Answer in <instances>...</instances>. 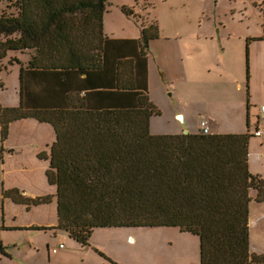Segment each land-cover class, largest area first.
I'll list each match as a JSON object with an SVG mask.
<instances>
[{
  "label": "trees",
  "instance_id": "1",
  "mask_svg": "<svg viewBox=\"0 0 264 264\" xmlns=\"http://www.w3.org/2000/svg\"><path fill=\"white\" fill-rule=\"evenodd\" d=\"M107 2L7 0L0 11V59L8 50L35 51L20 69L19 103L0 102L1 139L23 117L54 126L46 175L56 185L57 226L82 244L97 226H177L199 236L200 264H264V253L250 249V189L264 200V177L249 168L251 134L152 133L150 117L161 110L146 93L138 59L144 64L158 26L143 25L137 39L110 38L104 33ZM117 40L136 42V52L118 54L124 46ZM246 53L249 95L248 45ZM112 65L114 85L97 84ZM80 81L128 103L95 106L87 90L80 94ZM4 195L27 204L51 199L18 188ZM0 252L6 253L1 239Z\"/></svg>",
  "mask_w": 264,
  "mask_h": 264
},
{
  "label": "crops",
  "instance_id": "2",
  "mask_svg": "<svg viewBox=\"0 0 264 264\" xmlns=\"http://www.w3.org/2000/svg\"><path fill=\"white\" fill-rule=\"evenodd\" d=\"M134 1L135 6H138L141 2L145 3L146 14L144 20L149 15V21L141 22L137 29L139 32L130 34L114 27L110 20V15L117 13V18L123 17L124 19L130 20V18H133L134 12L133 14H127L122 7H132L134 10L135 6H130V3L133 4ZM153 1L108 0L103 17L104 33L114 39H137L141 37L143 25H148L151 22L157 24L159 34L149 39L144 64L141 58L138 59L140 68L142 67L144 70L145 67L146 93L150 100L160 108V113L168 110L174 116L181 115L184 118L185 126L175 129V126L170 125V127L161 129L152 122L153 118L159 115V113L151 115L150 129L153 133H161L163 131L179 133L183 132V128L188 127V131L200 132L201 128L199 126L198 128L194 127L193 122L198 120V118L204 120L205 114L198 110L188 108L189 106H193V101L195 100L190 93L195 90H201L210 81H217L228 85L234 84L240 91L236 101H238V104L243 103L245 95L247 94V53L245 52L244 54L243 46L246 50L247 45L250 55V90L253 91L251 55L252 59L255 58L254 44L264 42V0H250L251 4H258L260 7L259 11L261 14L263 13V20L262 18L260 19L258 29L254 28V31L247 30V26L243 22L240 23L244 24V27L238 28L221 19L220 12L225 10V8L228 12L230 10L234 11L240 6L237 4L238 2L236 3V8L235 6L232 7L233 5L228 0L226 3L227 7L225 4L220 3L221 5H225V8L219 11L218 2L221 0H155L157 6L159 4L160 12L162 13L159 16H153L152 13L156 9ZM236 1L233 0V3L235 4ZM184 2H186L187 7H185ZM6 4L7 2L4 1L0 5V11L6 7ZM145 9L143 10L145 11ZM242 17H240V20H242ZM135 22L138 23L136 20ZM248 38L250 39L248 40ZM117 41H119L117 43L124 46L123 50L119 51L118 54L130 56L136 52V42L130 43L128 40ZM232 43L236 45L232 46ZM203 46H206L213 53L209 59L211 63L205 69L204 76L201 77L198 74L197 66L193 63V59L199 55V49ZM25 50L29 49L8 50L4 58L8 56L9 51H20L22 55L26 56V60L21 59V66L26 67L34 52L32 49L27 54ZM4 58L0 59V61ZM114 58L113 56L111 60H115ZM261 65L260 80L263 88L261 98L264 100V62ZM111 69L112 71L109 75L106 73L98 74L104 80L102 83L97 84H104L106 86L114 85V65L111 66ZM18 80L20 81L19 76ZM78 83L82 84L81 87L76 86L79 89L82 88L80 94L83 95L87 90L90 101L95 106H112L128 103L125 100L126 97L116 95L119 99L107 94L105 91H91L90 88L92 85H89V83L81 81ZM143 83L144 79L139 77V84L142 85ZM222 86L224 88V85ZM228 87L224 89L229 90ZM96 89H100V87H96ZM18 90L20 91V84ZM19 91L18 99L15 103L2 104H18L20 101ZM183 91L188 94L187 99L184 101L182 100ZM209 100H207L208 103ZM30 104L36 105V103L32 102ZM229 104L231 102L227 103V105ZM260 104H264V102ZM258 119L259 121L256 125H264V114H260ZM260 121L261 123L259 124ZM198 123L199 121L197 125ZM212 132L219 131L214 130ZM55 139L56 132L54 126L48 121H41L35 117H23L12 121L9 124L7 136L4 139L0 137V239L4 244H15L17 241H20L21 245L25 242L36 243L37 252L41 250V246L42 248L44 247L43 239L48 240L45 242L48 251V260L44 264H63L50 260L49 248L53 239L59 240L63 235L70 237L78 243L77 245L81 250L82 259L86 258L88 254L93 258L92 264H112V261L106 256L94 252L92 250L93 246H98L102 250L105 249L108 252V255H106L113 260L115 259L123 264H130V230L127 227L158 226H97L92 229L88 244H82L70 236L67 230L58 227L56 185L50 183L46 175V169L50 163V147ZM248 159L250 170L264 177V168L262 167L264 165V150L253 149L252 151L250 140ZM9 188H18L24 195L29 197L50 194L51 199L48 202L39 204L15 202L10 196L4 195V190ZM256 192L257 190L255 188L250 189V249L254 252L264 253V200H256ZM97 229H100L98 231L103 234L102 239L99 242L91 243L90 239L92 234ZM179 230L187 234L197 235L189 231ZM160 234L161 232H158V234L150 233L147 236L149 241H153L152 245L156 248L154 255L158 259L161 258V248L165 245L160 240ZM60 243H63L64 246L58 248L57 251L66 247V244L62 240L59 241L56 247ZM147 244H145V248ZM0 254L4 256L9 255L7 251L6 253L0 252ZM101 255L103 258H101ZM196 261L195 258L194 263ZM160 263L158 262L157 264ZM67 264L71 263L68 262Z\"/></svg>",
  "mask_w": 264,
  "mask_h": 264
},
{
  "label": "rangeland",
  "instance_id": "3",
  "mask_svg": "<svg viewBox=\"0 0 264 264\" xmlns=\"http://www.w3.org/2000/svg\"><path fill=\"white\" fill-rule=\"evenodd\" d=\"M7 2V0H2ZM0 1V5L3 3ZM142 1V0H139ZM236 8V3L238 6L234 11L226 10L225 5L227 0H221L218 2L219 11L222 8H225L220 15L221 19L224 22L237 26L238 28H243L244 24L247 26V30L254 31V28L258 29L260 24V19L263 20V13L259 11L258 4H251L250 0H237L235 4L233 0H228ZM259 1V0H258ZM156 5L155 12L152 13L153 16L160 15L159 4L153 1ZM216 2V1H215ZM186 2H184L185 4ZM214 3V2H213ZM217 3V2H216ZM225 5H221V4ZM208 4V2H207ZM130 6H135V1L130 3ZM245 6V8H243ZM137 7H140L137 9ZM185 7L187 5L185 4ZM227 7V5H226ZM132 8V7H130ZM145 3H140L138 6L134 7V16L133 18L138 22L136 23L133 18L124 19L123 17L117 18V13H112L110 15V20L112 21L114 27L122 29L125 32L130 34L138 33L139 24L141 22L149 21V15L145 17ZM242 20H240V17ZM243 22L244 24L240 23ZM233 44V43H232ZM233 44L232 46H235ZM242 48V45H241ZM233 49V47H232ZM254 54L255 58L252 59V84L253 91L250 90V79H249V95H245V100L243 103L238 104L236 101L240 91L234 86V84H224L217 81H210L207 85L204 86L201 90H195L192 93V97L195 98L193 101V106L188 108L193 110H198L205 114V118L209 123L210 132L218 130L219 132H248L251 134L250 137V147L251 150H264L263 140L259 136L253 135V130L257 126L259 119L258 116L260 113V103L264 102L262 97V85L260 80V70L261 63L264 62V42H257L254 44ZM32 49L25 50V53L29 54ZM35 50L33 49V52ZM244 54L246 52L245 47L243 46ZM32 52V53H33ZM220 52V51H218ZM213 52L206 47H200L199 55L195 56L193 63L197 66L198 74L203 77L205 69L211 63L209 62L210 56ZM24 54V53H23ZM218 55V54H217ZM249 58V76H250V55ZM26 60V56L22 55L20 51H9V54L6 58L0 61V102L1 103H15L18 99V87L20 81L18 80L21 61ZM229 86V90L223 88ZM182 100H186L188 94L183 91ZM210 99V100H209ZM209 100V103L208 101ZM231 104L227 105V103ZM199 121L198 125L197 122ZM201 119L195 120L193 126L198 128L201 124ZM152 122L154 125L159 126L161 129L170 127V125L175 126V129L178 127H184V118H179L178 115L171 114L168 110L162 111L159 115H156ZM188 123V122H187ZM249 123V124H248ZM261 121L259 122V124ZM261 126H264L261 124ZM188 129V127H186ZM151 131V129H150ZM184 132V128L182 130ZM201 131V130H200ZM152 132V131H151ZM153 133V132H152ZM161 133H172L163 131ZM175 133V132H173ZM177 133V132H176ZM264 168V165L262 166ZM130 230V264H199V236L187 234L181 232L177 227L174 226H158V227H127ZM100 229H97L92 234L91 243L99 242L102 239ZM106 230V229H105ZM161 232V242L165 244L161 248V258L158 259L155 257L156 248L153 247V241H149L147 237L150 233L158 234ZM50 240V239H49ZM62 240L66 247L60 249L56 253H53L51 249L53 246H57L59 241ZM48 240L43 239L44 247H40V251L37 252L36 243L25 242L21 245L20 241H17L15 244H5L7 254H0V264H44L48 260V251L45 245V242ZM149 241V242H148ZM148 242V244H147ZM78 243L68 236H61L59 240H52L50 243V260H54L57 263L61 262L67 264H92L93 258L86 255V258L82 259L81 250L79 249ZM145 244H147L145 248ZM146 252H145V250ZM92 250L98 253L102 251L105 255H108V252L105 249H101L98 246H93ZM106 255V256H107ZM101 258L102 255H101ZM106 258V257H105ZM196 258V263H194ZM107 259V258H106ZM108 260V259H107ZM106 260V261H107ZM115 260V259H114ZM112 264H123L115 260Z\"/></svg>",
  "mask_w": 264,
  "mask_h": 264
},
{
  "label": "built area",
  "instance_id": "4",
  "mask_svg": "<svg viewBox=\"0 0 264 264\" xmlns=\"http://www.w3.org/2000/svg\"><path fill=\"white\" fill-rule=\"evenodd\" d=\"M260 113L264 114V104L260 105ZM201 132L203 133H209L210 132V127L207 122V120H202L200 124ZM253 135L259 136L263 141H264V126H256L255 129L253 130ZM64 244L60 243L58 247L52 248L53 252H56L58 248L63 247Z\"/></svg>",
  "mask_w": 264,
  "mask_h": 264
},
{
  "label": "water",
  "instance_id": "5",
  "mask_svg": "<svg viewBox=\"0 0 264 264\" xmlns=\"http://www.w3.org/2000/svg\"><path fill=\"white\" fill-rule=\"evenodd\" d=\"M180 117H182V116H181V115H179V118H180ZM187 132H188V129H187V128H185V129H184V133H187Z\"/></svg>",
  "mask_w": 264,
  "mask_h": 264
},
{
  "label": "bare ground",
  "instance_id": "6",
  "mask_svg": "<svg viewBox=\"0 0 264 264\" xmlns=\"http://www.w3.org/2000/svg\"><path fill=\"white\" fill-rule=\"evenodd\" d=\"M180 118H182V117H180Z\"/></svg>",
  "mask_w": 264,
  "mask_h": 264
}]
</instances>
